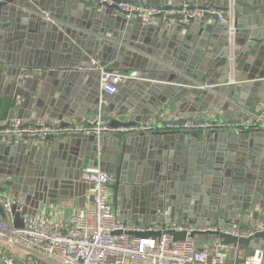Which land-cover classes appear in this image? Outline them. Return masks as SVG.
<instances>
[{
	"label": "water",
	"instance_id": "95a60500",
	"mask_svg": "<svg viewBox=\"0 0 264 264\" xmlns=\"http://www.w3.org/2000/svg\"><path fill=\"white\" fill-rule=\"evenodd\" d=\"M211 1L218 9H232L231 25L220 22L217 14L207 15L203 23L190 17L208 9L205 0L0 2V100L9 120H29L28 126H34L41 119H59L65 127V118L91 112L93 117L101 113L112 130L25 136L11 143L0 137V192L23 204L24 217L47 206H68L73 197L84 209L87 199L93 202L88 184L80 179L87 169L114 178L111 190L121 222L150 225L170 216L239 227L238 221L223 219L234 220L253 207L264 209V173L256 175L259 164L264 165V130H211L192 136L156 127L136 135L113 127L156 120L171 103L190 114L220 110L227 121L231 102L253 107L264 81V0ZM122 3L174 10L177 22L166 26L159 19L145 26L123 15ZM91 60L131 76L108 103H101V73L78 71ZM32 69L42 72L28 76ZM240 77V85H228ZM195 83L211 88L198 89ZM222 97L229 101L222 103ZM136 143L138 157H131ZM254 213L258 219L259 211ZM166 234L174 242L187 237L185 232ZM202 238H220L232 246L230 258L237 264L256 250L264 252V232L248 239L225 234ZM247 247L249 253L239 259L237 250Z\"/></svg>",
	"mask_w": 264,
	"mask_h": 264
},
{
	"label": "built area",
	"instance_id": "2783aa9c",
	"mask_svg": "<svg viewBox=\"0 0 264 264\" xmlns=\"http://www.w3.org/2000/svg\"><path fill=\"white\" fill-rule=\"evenodd\" d=\"M6 0H0L3 2ZM32 2L33 0H29ZM206 11H195L190 15L197 22L208 21L207 15L217 14L219 21L233 23L232 9H218L210 0H205ZM120 11L128 19H139L147 26L154 20H162L166 26H174V10H164L157 6H140L122 3ZM188 24L187 19L181 20ZM233 34L234 28L230 26ZM80 72L101 73V103H108L111 96L118 95L122 85L131 79L126 72H114L103 67L99 61L78 66ZM42 69H32L28 76H34ZM198 89H210L206 84H196ZM207 118L189 117L154 119L147 123L116 129L115 132L143 134L149 133L160 124L170 132L230 129L235 134L246 130H264V99L255 101L251 109H244L242 117L235 123L219 120L215 114ZM166 119V120H165ZM163 121V122H161ZM62 120H38L34 126L21 119L9 120L0 125V137L6 142L21 140L25 136H59L63 133L97 134L112 131L97 117H83L66 122ZM92 125L91 127L89 126ZM159 127V128H160ZM89 186L93 202L77 211L71 218L57 217L54 214L39 213L24 217V206L9 192H0V259L4 264H230L232 246L225 245L217 238L206 241L202 235H230L236 238H251L264 232V211H259L257 221L249 228L232 227L217 222L179 221L164 216L163 221L143 225L133 221L121 222L115 209L111 185L114 178L100 169H87L80 176ZM23 216L22 226H17L15 215ZM168 231L185 232L182 242H174L166 234ZM145 234L137 237L134 234ZM193 234H197L193 236ZM157 235V236H155ZM202 241V245L197 243ZM243 264H264V252L255 251L246 257Z\"/></svg>",
	"mask_w": 264,
	"mask_h": 264
},
{
	"label": "crops",
	"instance_id": "0c3cea01",
	"mask_svg": "<svg viewBox=\"0 0 264 264\" xmlns=\"http://www.w3.org/2000/svg\"><path fill=\"white\" fill-rule=\"evenodd\" d=\"M211 1V0H210ZM214 4V3H213ZM228 83V82H227ZM242 83V77H240V78H233L232 80H230L229 81V86L231 87V88H235L236 86H238V85H240ZM196 84H200V83H195V85ZM123 86V85H122ZM259 98H262V99H264V81H263V85H262V87H261V89H260V91H259V94H258V97H257V99H259ZM246 99V101L248 100V98H245ZM256 99V100H257ZM227 101H229L228 99H226V98H223L222 97V103H226ZM255 103V102H254ZM6 103L3 101V100H0V125H2V124H4V123H6V122H8L9 121V118H8V108L6 107V105H5ZM222 105V104H221ZM243 110H244V108H239V106L238 105H236L235 103H232L231 102V106H230V109H229V112H228V116H229V119H228V121L227 120H222V118H223V116H224V113L223 112H221L220 110H215V111H213L214 113L213 114H215L216 115V117L219 119V120H222V121H227V122H229V121H238L241 117H242V114H241V116H239V113H238V111H242L243 112ZM184 110H177L175 107H174V105L171 103V106H170V108L169 109H167V110H165L163 113H162V115L161 116H158V120L160 121V120H162V118H163V116H165V118L168 120V119H175V118H182V117H185V116H189V117H198V118H207V116H208V114L210 113V112H208V111H204V112H202V113H194V114H190V113H184L183 112ZM212 113V112H211ZM85 117H93L92 116V114H91V112H88L86 115H85ZM79 118H83V117H73V118H65L64 119V121L65 122H70V121H72L73 119H79ZM165 119V120H166ZM42 120V119H41ZM45 120V119H44ZM163 120H164V118H163ZM24 122H30L29 120H23ZM161 122H163V121H161ZM233 123H235V122H233ZM106 124V123H105ZM159 127L161 126L160 124H157ZM106 126L107 127H109L108 126V124H106ZM113 127H115L116 129H119V128H123V127H126V125H116V126H113ZM161 128V127H160ZM112 129H114V128H112ZM225 130V129H224ZM232 133H233V131L232 130H230ZM252 131H254V130H252ZM185 134H188V135H192V136H200L201 135V133L202 132H200V131H185L184 132ZM208 133V132H207ZM207 133H202L203 135L204 134H207ZM133 134H135V133H133ZM136 135H138V134H136ZM251 139H249V144L251 145ZM252 145H254V146H256V143H252ZM132 147H133V149H134V151L132 152V153H130V155H133V156H131V157H138V154L136 153L137 151V149H138V146H137V143L136 144H133L132 145ZM263 151H264V146L262 147V158H260V159H263L264 160V154H263ZM156 161V160H155ZM263 167H264V165H263V163L261 164H259V166H258V170H256V175L258 176L260 173H264V171L262 170L263 169ZM68 199H70L71 200V204H70V202L68 203V204H66V205H68V206H65V204L64 203H61V204H58V205H55V206H47L43 211H41V212H39V213H48V214H54V215H56L57 217H64V218H66V219H69V218H71L73 215H75L76 213H77V211L78 210H80V208H79V205H80V203L78 202V197H73L72 199L71 198H68ZM90 202L88 201V199H87V202H86V205L87 204H89ZM255 210H257V211H260L259 210V207H253L252 209H250L249 211H240L239 213H238V217L237 218H235L234 220H230L229 218H227V217H225V219H223L224 221H225V223H229V224H237V223H235L236 221H238V226L239 227H241V228H249V227H251V226H253V224L257 221V219H255ZM263 211H264V209H263ZM38 213V214H39ZM246 217V218H245ZM202 219H205V218H202ZM21 220H23V216L21 217ZM130 221V220H129ZM151 221L153 222L154 220H152L151 219ZM227 221H229V222H227ZM142 224V223H141ZM208 242V241H207ZM261 246V245H260ZM249 251H250V248L249 247H247L244 251H242V250H237V257L239 258V259H244L246 256H247V254L249 253ZM256 251H261L260 249L259 250H256ZM230 253H231V251H230ZM229 263L230 264H237L236 262H235V260H232L231 258H230V260H229Z\"/></svg>",
	"mask_w": 264,
	"mask_h": 264
},
{
	"label": "rangeland",
	"instance_id": "374dc122",
	"mask_svg": "<svg viewBox=\"0 0 264 264\" xmlns=\"http://www.w3.org/2000/svg\"><path fill=\"white\" fill-rule=\"evenodd\" d=\"M15 217H16V220H17L16 225L17 226H22L23 223L21 221L20 215L19 214H16Z\"/></svg>",
	"mask_w": 264,
	"mask_h": 264
}]
</instances>
